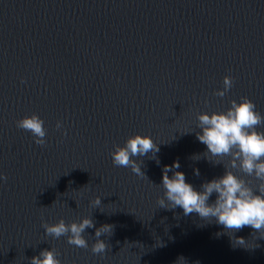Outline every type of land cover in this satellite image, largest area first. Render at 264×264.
Here are the masks:
<instances>
[{"label":"water","instance_id":"95a60500","mask_svg":"<svg viewBox=\"0 0 264 264\" xmlns=\"http://www.w3.org/2000/svg\"><path fill=\"white\" fill-rule=\"evenodd\" d=\"M245 97L264 117V0H0V264H264V232L158 203L174 161L197 189L224 174L198 117ZM33 114L43 144L18 126ZM137 133L159 148L132 158L144 175L112 158ZM84 217L86 248L45 232Z\"/></svg>","mask_w":264,"mask_h":264},{"label":"clouds","instance_id":"9594fccd","mask_svg":"<svg viewBox=\"0 0 264 264\" xmlns=\"http://www.w3.org/2000/svg\"><path fill=\"white\" fill-rule=\"evenodd\" d=\"M231 86L232 79L225 76L224 89L229 90ZM217 94L222 97L224 91ZM198 119L201 131L197 133V137L207 146L205 157L210 154L219 158L216 164H221L224 158H228L226 164L222 163L224 174L204 181L197 189L178 170L179 161L165 165L161 184L164 193L158 197L160 207L174 209L179 206L186 216L196 213L202 220L215 219L228 233L239 231L245 226L264 232V131L257 130L264 123V117L255 110L253 101L245 97L239 102L233 100L226 111L203 112ZM18 126L41 138L36 141L37 144L44 143L43 121L37 115L25 116L18 122ZM153 151L158 152L159 148L152 138L137 133L112 152L113 163L121 167H131L134 173L144 175L140 165L132 158ZM169 172L173 174L169 176ZM194 174L199 176L198 168L194 169ZM245 176L259 181L255 189ZM213 194L215 200L209 202ZM94 203H100L99 197ZM90 227H93V222L88 217H84L79 223L73 221L66 224L60 219L57 223L44 224L46 234L57 238L68 235L69 244L82 248L88 247L83 233ZM108 231H112L109 224L96 229L97 240L92 245L94 253L105 252L107 245L98 238ZM235 240L240 245L246 243L244 237H235ZM31 261L32 264H61L52 249L42 250Z\"/></svg>","mask_w":264,"mask_h":264}]
</instances>
